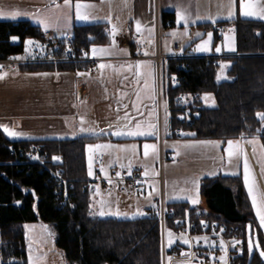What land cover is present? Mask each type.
<instances>
[{
  "label": "crops",
  "instance_id": "1",
  "mask_svg": "<svg viewBox=\"0 0 264 264\" xmlns=\"http://www.w3.org/2000/svg\"><path fill=\"white\" fill-rule=\"evenodd\" d=\"M70 2L71 8L65 6L64 0H0V21H27L39 29L41 36L46 31L62 36L68 34L66 32L74 29L75 26L92 24H105L109 36L107 44L88 48L89 57L98 60L93 75L86 71L19 72L2 75L0 132L11 142L101 137L103 139L96 143L101 147L95 150L90 159L85 152L88 171L90 164L91 168L94 167V157L104 155L105 165L109 171L119 165L138 166L147 176V182H160V176H152L153 165L156 162L159 166L163 165L166 157L172 156L180 142L185 138L188 139L189 136L187 132L183 138L173 135L168 93L162 89L158 94L157 68L154 62L131 59L132 52L125 45L128 38L127 26L133 32L140 33L146 43L153 42L158 34L159 52L163 56L170 55L172 42H180L184 47L192 45L198 57H221L220 61H225L227 65L225 70L227 74L231 66L228 57L236 56V37L235 47L227 48L223 40L228 35L226 26L233 28L231 24L236 19L263 22L264 19L241 14V4L246 3L247 0H231V9L230 0H98L96 2L70 0ZM77 3L82 5L81 12L87 16V19L76 18ZM260 3H264V0H260ZM177 10L184 14L186 23L185 19L178 21ZM13 12L19 14L12 18ZM164 13L173 14V25L169 28L163 25ZM40 18L49 21L47 30L40 25ZM114 19H118V22ZM218 25H223L226 29V34L220 43L217 41L215 30ZM209 29L215 31L211 41V53L201 52L198 49L199 41L207 40ZM188 32L191 33L190 36ZM194 32H197L196 36ZM28 40L24 43L23 53L15 59L23 63L38 62L43 57L42 40L41 38L30 40L31 45L38 48L35 54L25 53ZM93 49H96L95 54ZM101 65L104 67H100ZM163 68L162 63L161 71ZM106 73H110L108 79L105 77ZM226 79H228L227 75L224 79L217 78V81ZM204 95L199 97L201 106L206 109L216 108V103L212 107L203 106ZM5 126L9 131L22 135L11 138L3 131ZM134 131L143 132L144 135L112 134ZM196 141L199 149L209 152L206 159L209 165L208 175H211L210 173L215 175L211 176L212 179L218 176H240L248 194L243 170L246 159L255 183L260 184L264 190L259 176L260 167L253 158L254 147L257 145L249 143L251 139L228 140L238 145L237 153L231 158L225 151L228 141H213L217 146L200 143L210 140ZM170 142H173L171 146L168 145ZM145 145L149 147L145 149ZM233 169H237V172ZM150 191L147 185L146 194L139 198L147 197ZM112 192H105L101 187L96 190V184L94 185L90 203L92 216L94 214L97 218L126 219L117 217L118 207L123 203L118 199L119 193ZM164 202L161 196L150 203H139L135 209L145 210L147 215L148 211L156 210L161 204L166 207ZM175 203H187L190 207H197L196 204L187 201ZM101 212L106 214L100 217ZM262 247H264V235Z\"/></svg>",
  "mask_w": 264,
  "mask_h": 264
},
{
  "label": "trees",
  "instance_id": "2",
  "mask_svg": "<svg viewBox=\"0 0 264 264\" xmlns=\"http://www.w3.org/2000/svg\"><path fill=\"white\" fill-rule=\"evenodd\" d=\"M96 2L98 0H74ZM163 21L173 25V14L164 13ZM228 24V23H221ZM236 37V56L227 78L218 82L219 66L207 64L204 57L170 60L169 73L185 63L179 72L181 82L168 88L169 109L173 128L183 126L196 140L223 141L259 137L264 151V22L236 19L231 24ZM13 38L17 39L14 43ZM41 38L39 29L27 21H0V59H15L24 51L28 39ZM75 47L88 48L109 42L105 24L75 26ZM88 64L33 62L19 65L20 72H78ZM235 77V78H234ZM210 93L216 108H203L202 94ZM191 95V123L177 120L180 110L174 98ZM101 137H78L72 140L18 141L7 140L0 132V256L8 264H28L24 225L38 223L49 233L54 246L64 254L67 264H161L159 223L148 215L134 219L97 218L91 215L93 183L88 176L85 147ZM41 146L48 162L30 163L10 154V147L27 149ZM60 156L58 163L54 157ZM60 178L66 181V195L58 188ZM201 195L211 217L230 225L257 227L249 196L240 176H218L203 179ZM178 215L187 203L168 206ZM263 246V234L258 229ZM241 264H264L254 253H244Z\"/></svg>",
  "mask_w": 264,
  "mask_h": 264
},
{
  "label": "built area",
  "instance_id": "3",
  "mask_svg": "<svg viewBox=\"0 0 264 264\" xmlns=\"http://www.w3.org/2000/svg\"><path fill=\"white\" fill-rule=\"evenodd\" d=\"M164 27L169 28L172 24L169 21L163 23ZM217 40H221L226 34L223 25L215 28ZM128 38L126 46L131 50V59L135 61H152L157 68L158 94L165 86L168 88L177 87L181 78L179 72H185L187 65L180 63L175 67L176 73H169L168 62L170 60H183L198 57L192 45L183 46L180 42L170 44V55L163 56L159 52V35L156 34L155 40L151 43L144 42L140 33L133 32L127 26ZM191 33L188 32V36ZM43 46V57L38 61L42 63H71L88 64L87 73L93 75L96 72L98 60L91 59L88 50L82 47H75L71 34L62 36L54 35L46 31L41 36ZM207 64L219 66L218 59L221 57L206 56ZM37 62V61H36ZM163 63V71H161ZM25 64L16 59H0V76L5 74H17L19 65ZM165 65V66H164ZM235 78V77H234ZM165 82V83H164ZM175 105L181 111L177 117L184 126L191 123L189 106L193 105L191 95L178 94L175 98ZM256 134H264V130H256ZM173 135L177 138L185 137L183 126L174 128ZM10 154L16 157H24L30 163H47L48 157L41 146L32 145L31 147L14 148L10 147ZM55 163L61 160L56 156ZM170 163H179L178 159L170 155L166 157ZM106 158L104 155L94 157V168L96 171L95 179H91L93 186L99 184L105 192L115 191L125 192L135 197L144 196L147 192V180L143 176V170L138 167L113 168L108 177H102ZM119 173V175H117ZM54 177L60 179L58 188L62 189L66 195V181L60 178V170L54 172ZM147 215L156 220L160 225L162 264H241V259L247 251L246 226L242 228L238 225H230L211 217L209 210H203L199 206L186 208L181 214L163 206L162 204L153 211H148ZM251 229L253 227L251 226ZM172 234V243L168 244L167 234ZM187 240L188 243L183 241ZM223 258V259H221ZM10 260L3 261L0 256V264H8Z\"/></svg>",
  "mask_w": 264,
  "mask_h": 264
},
{
  "label": "rangeland",
  "instance_id": "4",
  "mask_svg": "<svg viewBox=\"0 0 264 264\" xmlns=\"http://www.w3.org/2000/svg\"><path fill=\"white\" fill-rule=\"evenodd\" d=\"M116 22H118V19H114ZM228 29V35L226 37H222L225 41V44L227 48H234L235 47V34L233 28L226 26ZM66 33L73 34V29H69ZM197 32H194V36H196ZM209 33H211V36H209ZM64 34V33H63ZM207 40L208 44L206 46L205 50H200L201 52H210L212 49V43L213 36L215 35V31L212 29H209L207 31ZM30 40H36V39H29ZM14 43L17 42V39L12 40ZM27 41V42H28ZM220 43V40H217ZM32 42V41H31ZM30 44L26 43V50L25 53L28 54H35V51L38 50L37 46L33 47ZM203 41H199L198 46L202 45ZM97 45H92L91 47H94ZM95 59V58H91ZM225 61H220L218 59L219 63V71L217 78L220 80L221 78H226V68L227 65L224 63ZM20 72V71H19ZM18 72V73H19ZM17 73V74H18ZM1 77V76H0ZM106 79L110 77V73L105 74ZM164 92H167L165 89V86L163 85ZM203 106L205 107H212L215 105V98L210 93H205L203 96ZM191 135H193L192 132H187V136L189 138H185L182 140V142L178 143L179 146L174 144V147H176L172 158L178 159L180 162L177 164H172L169 161L165 160L164 164L159 166V163L156 162V164L153 165L152 170V176L153 177H161V181H151L150 183L147 182V185L150 187L151 191L149 195L145 198H139L144 196H139L138 199H136L133 195L120 192L118 199L122 201L123 205L121 207H118V213L120 215H117L118 218H126V219H133L136 217H142L146 215L145 210L140 211L138 209H135L139 206V203H150L156 200H158L161 196L164 199V203L167 207L168 204H173L175 202H181V201H187L190 204H196L203 210H207L206 202L204 198L201 195V187L203 183V179L209 177L212 179L211 176H215L214 173H210L211 175H208L209 171V165L207 163V155L208 151L205 149H199L198 142L196 140H192ZM252 145H257V147H254L253 151V158L256 164L260 167V180L261 183L264 185V151L260 144L259 137H253L251 138ZM96 142L92 144H88L85 147V152L87 153V156L89 159L94 154L95 150L97 151L99 144H96ZM173 142L168 143V145H172ZM109 154V152H107ZM94 166V165H93ZM91 167V164H90ZM133 166L128 165H119L117 168H129ZM138 167V166H137ZM135 168V167H134ZM142 169L141 167H138ZM237 172V169H233ZM244 170V169H243ZM88 171V169H87ZM108 168H106V165L102 171V177H108L109 171ZM88 176L90 179H95L96 171L95 168H91V175L88 171ZM143 176L146 180L147 176L143 172ZM249 183L254 187V195L257 197V203L259 204L262 200H264V190L262 189L260 184L255 183L253 174L251 171H249ZM100 188V185L96 184V190ZM112 192V191H111ZM110 192V193H111ZM115 192V191H114ZM113 195V192H112ZM251 199V197H250ZM173 202V203H172ZM252 203V199H251ZM131 207V208H130ZM133 207V208H132ZM253 213L256 219L257 227H253L251 229V224H247L246 226V243H247V251L250 256H252L254 253H256L263 261L264 257H261L260 251L264 250V247L261 245V241L258 235V229L262 231V234L264 235V226H261L260 219L257 216V208L253 207ZM142 213V214H139ZM106 213H104L105 215ZM103 215V216H104ZM94 216V214H93ZM101 217V215H100ZM24 233H25V240H26V255H27V263L29 264V256L32 257V260L34 264H67L65 262L64 254L61 250H58L53 242L45 228L38 224V223H27L24 225ZM169 234V233H168ZM167 234V242L169 243V235ZM253 245V248L250 251L249 244ZM256 245H259V250L256 248ZM161 264H162V249H161Z\"/></svg>",
  "mask_w": 264,
  "mask_h": 264
},
{
  "label": "snow or ice",
  "instance_id": "5",
  "mask_svg": "<svg viewBox=\"0 0 264 264\" xmlns=\"http://www.w3.org/2000/svg\"><path fill=\"white\" fill-rule=\"evenodd\" d=\"M64 4L65 6L71 8L70 0H64ZM75 8H76V18L78 20L87 19V16L82 14L81 12L82 5L80 3H77L75 5ZM229 8L231 9V0L229 3ZM18 14L19 13L13 12L11 14L12 18H15V16H17ZM231 14L232 13L230 11L229 15L231 16ZM241 14L244 16H258L260 19H264V3H260V0H247L246 3L241 4ZM177 18H178V21L181 19H185V23L187 22L184 14L180 10H177ZM39 23L41 26L45 28V30H47V27L49 26V21L46 18H40ZM137 28L139 30V24L137 25ZM209 36H211V33H209ZM13 39H16V38H13ZM26 43L30 44L32 42L28 41ZM207 44H208V41H204L202 45L198 46V49L205 50ZM217 51H219V49H217ZM95 52H96V49H93V54H95ZM100 67H104V65H101ZM257 116L260 120L264 121V114L258 113ZM137 128H139V125H137ZM3 131L7 135H9L11 138H16L22 135L21 133H18V132L9 131V129L6 126L3 128ZM81 131H84V129H81ZM112 134L116 136H121L125 134L130 135V136L144 135V133L140 131H134V132H128V133L114 132ZM200 143L217 146L216 142H213V141H202ZM249 143H251V141H249ZM98 147H101V146H98ZM148 147H149L148 145H145V149H147ZM237 149H238V145H234L232 141H228V147L225 151L227 152L228 156L231 158L233 155L237 153ZM145 154L147 155V151L145 152ZM54 159H57V158L54 157ZM89 174L91 175V167L89 168ZM117 175H119V173H117ZM244 179H245V184L248 187V194L252 199L253 207L257 208V216L260 219V224L261 226H264V200H262L259 204L257 203V197L256 195H254V187L249 183V169H248V163L246 159L244 162ZM139 214H142V213H139ZM100 215L103 216L104 212H101ZM116 215H120V213L117 212ZM168 235H169V243L171 244L172 234L169 233ZM183 242L188 243L187 240H184ZM249 248H250V251L253 248V245L251 243L249 244ZM256 248L259 250V245H256ZM260 255L261 257H264V250L260 251ZM29 264H34L31 256H29Z\"/></svg>",
  "mask_w": 264,
  "mask_h": 264
},
{
  "label": "water",
  "instance_id": "6",
  "mask_svg": "<svg viewBox=\"0 0 264 264\" xmlns=\"http://www.w3.org/2000/svg\"><path fill=\"white\" fill-rule=\"evenodd\" d=\"M48 233V232H47ZM49 234V233H48Z\"/></svg>",
  "mask_w": 264,
  "mask_h": 264
}]
</instances>
